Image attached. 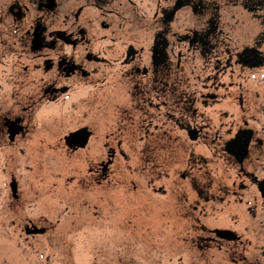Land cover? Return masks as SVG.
Returning <instances> with one entry per match:
<instances>
[{"label": "rangeland", "instance_id": "374dc122", "mask_svg": "<svg viewBox=\"0 0 264 264\" xmlns=\"http://www.w3.org/2000/svg\"><path fill=\"white\" fill-rule=\"evenodd\" d=\"M53 18L56 25L64 23ZM139 35L137 42L146 46L150 31ZM17 37L16 29L7 33L0 24V115L20 118L22 127L12 135L0 133V264H264V199L255 183L218 146L190 140L177 125L169 126L167 107L155 116V109L137 102L125 67L113 62L123 48L119 41L107 49L105 41L95 40L92 49L109 62L95 63L89 78L73 79L67 91L50 99L39 89L50 78L37 68L41 58L18 60L16 42L9 41ZM255 72L242 83L260 93L264 69ZM175 74L178 86L199 84L183 69ZM198 107L205 124L197 127L222 140L233 134L238 121L233 101ZM243 115L261 139L247 161L252 178L260 179L264 99L252 98ZM83 126L92 131L86 144L68 148L63 136ZM168 128L208 159L213 178L240 183L238 193L196 201L183 166H165L140 153L147 133ZM250 144L253 149L255 142ZM107 146L113 147L110 155ZM177 190L185 193L184 205L198 212V227L231 229L239 240L221 243L195 227L175 203ZM32 225L43 231L26 233L24 227Z\"/></svg>", "mask_w": 264, "mask_h": 264}, {"label": "flooded vegetation", "instance_id": "af4514ba", "mask_svg": "<svg viewBox=\"0 0 264 264\" xmlns=\"http://www.w3.org/2000/svg\"><path fill=\"white\" fill-rule=\"evenodd\" d=\"M53 16L60 17L64 23L56 25ZM0 24L7 33L17 30L18 37L9 41L16 42L18 60L26 61L31 55L41 58L37 68L50 78L42 81L39 89L50 99L67 91L73 79L89 78L95 63L109 62L92 49L95 40L105 41L107 49L119 41L123 48L113 57V62L125 67L129 75L125 79L136 88L137 102L142 107L155 109V116L162 115L161 107H167L169 126L177 125L190 140L202 139L205 144L218 146L238 173L251 179L258 190L257 181L264 175L260 179L252 178L247 161L260 147L261 139L256 137V130L243 113L252 98L264 99V84L260 93H254L242 79L264 69V0H8L0 4ZM141 30L150 31L146 46L137 42ZM8 43L3 42L6 49ZM27 68L23 64V70ZM182 69L187 76L199 78V84L178 86L175 73ZM225 98L236 104L238 121L233 134L222 140L217 132L210 133L196 123L205 124L198 105L202 108L219 105ZM21 129L20 118L0 115V133L12 135ZM87 130L90 136L92 131ZM246 136L249 140L241 151L239 147ZM175 137L190 146V154L206 159L193 152L185 137L173 134L169 128L147 133L140 153H145L144 145L151 141L150 158L156 161L157 141H167V149H172ZM237 138V146L226 150V142ZM251 142H255L253 149ZM106 148L110 155L113 147ZM183 169L196 201L223 200L237 194L241 188L240 183L226 185L216 177L220 184L216 197L202 196L191 182L194 167L183 166ZM179 192L184 195L180 200L177 199ZM175 194V203L180 208H193L196 221L184 216L198 227V212L191 204L183 203L185 193L177 190ZM200 225L202 231L213 233L221 243L239 240L231 229H209ZM239 259L246 262L247 256L240 252ZM230 260L235 261V258L230 257ZM253 261L247 264H259Z\"/></svg>", "mask_w": 264, "mask_h": 264}, {"label": "trees", "instance_id": "16d2710c", "mask_svg": "<svg viewBox=\"0 0 264 264\" xmlns=\"http://www.w3.org/2000/svg\"><path fill=\"white\" fill-rule=\"evenodd\" d=\"M157 145L158 155H155L154 159L166 166H169L173 163H177L178 165L184 167L192 165L194 167L192 173L193 175L191 176L193 187L197 190H200L202 196L205 195L209 196L210 198L216 197L220 184L217 178L215 179L209 174L206 166V159L197 157L192 153L190 154V146L178 137L174 138L172 149H167V141H157ZM144 150V156H147L149 159H151L150 154L153 151V143L151 141H147L144 145ZM179 194L180 195L177 197L178 200L184 197L181 192H179ZM180 209H183V206H181ZM182 214L187 215L191 220L196 221L197 219L192 207L186 208L184 211H182ZM198 228L201 229L203 227L199 225Z\"/></svg>", "mask_w": 264, "mask_h": 264}, {"label": "water", "instance_id": "95a60500", "mask_svg": "<svg viewBox=\"0 0 264 264\" xmlns=\"http://www.w3.org/2000/svg\"><path fill=\"white\" fill-rule=\"evenodd\" d=\"M90 132L87 130L86 127H80L74 131L69 132L67 135L64 136L65 143L67 145H75V146H84ZM237 139L228 140L225 144V149L229 150L234 146H237ZM249 137L246 136L245 139L242 141V144L239 148H241V151H243L248 143ZM240 162V160H239ZM12 196H15V189H16V183L14 180H11L9 183ZM257 188L260 191L261 195L264 196V178L257 181ZM26 233H41L43 231V228H38L36 226H32L31 228L26 227L25 228ZM217 231V229H215Z\"/></svg>", "mask_w": 264, "mask_h": 264}]
</instances>
